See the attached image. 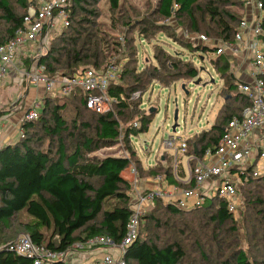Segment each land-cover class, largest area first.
I'll use <instances>...</instances> for the list:
<instances>
[{
    "label": "trees",
    "instance_id": "trees-1",
    "mask_svg": "<svg viewBox=\"0 0 264 264\" xmlns=\"http://www.w3.org/2000/svg\"><path fill=\"white\" fill-rule=\"evenodd\" d=\"M87 1L74 0L69 27L56 40L58 44L52 42L46 54L39 58V64L45 66L46 75L70 77L86 69L104 71L107 68L100 42L93 41L91 34L85 36L82 32L81 22L89 24L90 21H76L82 11L88 13L84 7ZM119 1L110 0L113 8L119 7ZM11 2H15L22 14L16 12ZM244 5L245 0H159L158 14L167 20L188 17L196 32L199 31L197 15H201L203 21L207 16L210 25L204 34L231 41L243 19ZM29 6V0H0V11L5 14L7 24L5 34L0 37V45L13 38ZM74 24L77 26L74 27ZM186 48L200 54L212 52L209 46H195L191 42L186 43ZM156 58L160 66L140 75L132 76L128 67L121 69L120 79L113 82L108 91L109 96L116 100L112 112L98 114L89 110L85 96L78 92L69 97L46 96L43 99L39 119L22 124L24 137L4 145L0 150V227L7 226L25 211L32 218L26 226L29 237L34 243L44 244L52 250L70 251L78 243L103 235L120 243L132 215L133 184L124 176L131 165L136 166L140 177L164 174L170 182L179 184L173 175V166L165 167L160 161L146 168L138 157L132 137L148 132L157 112L148 114L142 108L144 94L155 83L169 87L180 79H194L198 77L199 69L193 63V66L187 64L181 67L178 63L168 64ZM228 59L227 55H222L212 60L215 71L224 80L225 103L210 129L187 139L189 156L202 157L206 149L218 145L230 120L241 116L251 105L244 95L237 92ZM30 62L26 59L24 63L29 65ZM127 80H133V84H127ZM136 92H141V97L134 100L132 96ZM70 106L74 107L77 115L72 124L76 132L73 137L77 136L74 145H69L66 140L70 128L65 113ZM86 118L90 121H84ZM79 122L81 125H78ZM134 122L139 127H134ZM39 125V129L57 140L55 145L52 143L44 148L39 145L40 142L35 143L30 132ZM81 127L88 133L81 132ZM117 144H123L130 153L104 157L95 155ZM165 159L170 158L166 156ZM252 171L243 177L242 192L254 183L264 181V177H253ZM181 175L184 176L183 173ZM253 205L262 207L258 213L264 217V199L258 198ZM159 211L165 213L166 221L157 218ZM183 216L192 217L190 225L178 221L177 218ZM145 222L147 236H142ZM234 222L235 217L221 200H210L201 208L183 211L176 205L157 199L155 208L144 217L139 238L128 247L125 259L128 264H194L185 245V240H191L206 261L207 253H212V245L221 242L222 234L217 232ZM46 231H52L49 240ZM237 231L234 225L230 234L236 236ZM13 242L0 243V264H35L31 258L10 251L9 245ZM47 264L67 263L54 261ZM218 264L253 263L243 250H239Z\"/></svg>",
    "mask_w": 264,
    "mask_h": 264
},
{
    "label": "built area",
    "instance_id": "built-area-1",
    "mask_svg": "<svg viewBox=\"0 0 264 264\" xmlns=\"http://www.w3.org/2000/svg\"><path fill=\"white\" fill-rule=\"evenodd\" d=\"M29 3L22 25L9 42L0 45V82L13 69L15 75L20 77L18 81L21 85L24 86L25 82L29 88L34 86L43 90L28 107L24 94L17 101L14 108H25L19 137H24L21 128L24 122L39 119L46 96L69 97L78 92L85 96L89 110L98 114L114 111L113 103L116 100L109 96L108 91L110 85L120 79L121 69L115 65L110 64L104 71L86 69L70 77L62 74L50 77L45 74V66L39 64V58L51 46V32H58L70 25L74 0H29ZM242 15L243 19L231 41L212 40L206 34L186 37L191 43L209 46L214 50L212 54H202V60L208 57L212 64V60L222 55L228 56L236 90L251 105L241 116H234L230 120L218 145L206 149L202 157L187 155V139L170 136L165 141V150L173 153H164L155 165L162 161L166 167V156L173 160V175L179 184L170 182L164 174L140 177L136 166L131 165L128 172L134 198L126 235L120 243L103 235L76 244L74 247L88 248L91 254L94 251L102 252V257L90 264H128L126 251L139 238L143 219L155 208L157 199L165 204L176 205L183 211L201 208L208 201L217 199L224 201L227 210L236 217L243 203V177L251 169L253 177H264V0H245ZM23 58L31 60L29 67L23 63ZM140 97L141 92H136L132 99ZM151 109L144 110L151 114ZM133 125L139 127L137 122ZM3 146L0 143V150ZM184 157L187 158V165L184 164ZM155 165L144 166L150 168ZM9 250L33 258L35 264L54 261L83 264L76 263L75 255L79 251L52 250L44 244L34 243L29 236L14 241L9 245Z\"/></svg>",
    "mask_w": 264,
    "mask_h": 264
},
{
    "label": "rangeland",
    "instance_id": "rangeland-1",
    "mask_svg": "<svg viewBox=\"0 0 264 264\" xmlns=\"http://www.w3.org/2000/svg\"><path fill=\"white\" fill-rule=\"evenodd\" d=\"M158 3L159 0H120L119 7L113 8L110 0H88L84 4L88 13L82 11L76 20L77 22L83 19L90 21L89 24L86 21L81 22L82 32L85 36L91 34L93 41L100 42V48L106 58L107 66L113 64L118 69L128 67L132 76L159 67V60L156 57H159L163 62H168V64L170 62L178 63L181 67L193 63L199 69L198 77L194 79H180L172 82L169 87L156 83L144 94L143 108L148 111L150 108H155L157 111L149 131L132 137L138 157L145 166L155 165L164 153H173L165 150V141L170 136L188 139L202 130L210 129L214 121L216 122L217 115L225 103L224 80L215 73L209 58L206 57L205 60H202L200 57L202 54L193 52L191 48H186V43H190L186 35L206 33L205 30L210 25L209 18L206 16L205 21H203L201 15H197L199 31L196 32L192 29L188 17L167 20L160 16ZM11 6L16 9L17 13L22 14L15 2H11ZM91 11L93 14H89ZM73 26L76 27L77 25L74 24ZM6 28L5 14L0 11V37L5 34ZM66 29L62 28L58 32L52 31L50 43L58 44L56 40ZM208 37L212 40L215 39L214 36L209 35ZM194 45L197 46V44ZM26 59L23 58V63ZM29 65L25 64L26 67ZM14 78H18V76L15 75ZM212 79L215 80V83L211 82ZM198 80L201 82L197 84L196 81ZM126 83L132 85L133 80H127ZM11 86L1 96L2 101H5L9 108L16 106L17 98L25 94L27 87L25 82L24 86L19 85V81L12 83ZM184 86L185 88H183ZM177 110L179 126L174 131L173 125ZM76 117L74 107L70 106L69 111L65 113L70 128L66 137L69 145L76 143L77 136L73 137L76 132L72 128ZM84 121H90V119L86 118ZM3 125L6 126L7 130L13 126L7 121L3 122ZM78 125L81 123L79 122ZM40 126L30 132L35 143L40 142L39 145L44 148H48L52 143L55 145L57 140L48 136L44 130L39 129ZM81 132L88 133L83 127H81ZM70 133L71 135H69ZM18 135L19 132L16 136ZM128 152L130 153L123 144H117L99 151L95 155L100 157L105 155L120 156L127 155ZM184 164L187 165L186 157H184ZM165 165L172 167L173 160L168 159ZM124 176L129 178V172L124 173ZM247 191V193L242 192L243 203L236 214L235 222L217 232L219 235L222 234L221 242L212 245V253H207L206 261L197 252L191 240H185L188 256L192 263L218 264L222 260H227L231 253L243 250L249 256L251 263L264 264V217L258 213L262 207L253 205V202L258 198L264 199V181L254 183V186L249 187ZM156 216L163 219L162 221H166L164 212L159 211ZM177 219L188 225L192 222L190 216ZM31 221L32 218L24 211L10 221L7 226L0 227V243L16 241L21 237L29 236L26 226ZM146 225L145 222L141 230L142 236H147ZM234 225L238 229L236 236L230 234ZM45 234L49 240L52 231H46ZM73 250L79 251L75 255L77 260H81L85 256L82 253L86 251L91 255V250L88 248L74 247Z\"/></svg>",
    "mask_w": 264,
    "mask_h": 264
},
{
    "label": "crops",
    "instance_id": "crops-1",
    "mask_svg": "<svg viewBox=\"0 0 264 264\" xmlns=\"http://www.w3.org/2000/svg\"><path fill=\"white\" fill-rule=\"evenodd\" d=\"M15 72L13 69L9 70V73L7 77L3 81L0 82V117L2 119V123L0 125V143L3 145H7L9 143H14L18 140L17 133L19 132V128L21 126V121L23 120L24 114H25V108L24 109H18V108H9L8 104L3 102L1 99V96L5 94V90L8 89V87H12V83H16L18 81V78H14ZM19 77V76H18ZM243 77V76H242ZM20 82V81H19ZM19 85H21L19 83ZM43 90L41 88H37L34 86L26 87L25 90V96H26V107L29 106L38 96L41 95ZM33 93V94H32ZM10 100V99H9ZM19 100V97L17 98V101ZM17 104V102H16ZM4 109V110H2ZM10 122L13 124V126L7 130L6 126L3 125V122ZM18 129V130H17ZM93 257H90L88 251H86L85 256L81 260H77L76 263H83V264H90L91 262L95 260H99L102 257L101 251H94ZM78 259V258H77Z\"/></svg>",
    "mask_w": 264,
    "mask_h": 264
},
{
    "label": "water",
    "instance_id": "water-1",
    "mask_svg": "<svg viewBox=\"0 0 264 264\" xmlns=\"http://www.w3.org/2000/svg\"><path fill=\"white\" fill-rule=\"evenodd\" d=\"M212 51H214L213 49H212ZM204 70V69H203ZM201 82V80H198V81H196V83L198 84V83H200ZM212 83H215V80H212L211 81ZM183 88H185V86L183 87ZM151 112H153V113H155V109L153 108V109H151ZM175 124L173 125V130L174 131H176L177 130V128H178V110L176 111V114H175ZM32 260H33V258H31Z\"/></svg>",
    "mask_w": 264,
    "mask_h": 264
}]
</instances>
